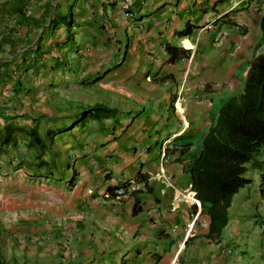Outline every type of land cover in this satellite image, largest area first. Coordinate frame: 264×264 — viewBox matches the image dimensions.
<instances>
[{
	"label": "crops",
	"instance_id": "crops-1",
	"mask_svg": "<svg viewBox=\"0 0 264 264\" xmlns=\"http://www.w3.org/2000/svg\"><path fill=\"white\" fill-rule=\"evenodd\" d=\"M44 1L27 0L19 15L16 0H0V127L34 126L44 144L40 152L19 134L0 145V264H264L258 172L232 197L219 242L205 238L208 218L184 172L215 120L214 99L240 93L264 51V0H96L100 14L86 13L92 29L64 73L43 59L60 50L35 51L63 39L57 20L40 35ZM165 45L188 56L168 63ZM96 105L115 113L71 124ZM258 160L264 173V147ZM136 180L144 192L115 196Z\"/></svg>",
	"mask_w": 264,
	"mask_h": 264
},
{
	"label": "trees",
	"instance_id": "trees-1",
	"mask_svg": "<svg viewBox=\"0 0 264 264\" xmlns=\"http://www.w3.org/2000/svg\"><path fill=\"white\" fill-rule=\"evenodd\" d=\"M25 2L27 0H16L12 12L20 15ZM57 24L64 26L65 29L62 41L55 44L65 48L71 43L70 33L67 32L72 25L62 16H58ZM48 25L55 26L56 23L53 21ZM259 28L264 34V14L260 18ZM188 34L185 29L178 32L180 37ZM164 50L168 56L166 60L168 63L188 56V51L175 46L165 45ZM114 113L113 109L96 105L82 109L71 124L82 126L89 121L108 119ZM19 134L28 137V147L37 146L40 152L43 151L44 144L36 132V127L25 129L11 122L0 127V145L12 143L14 135ZM263 147L264 51L257 48L248 64L242 91L228 97L221 106L215 120L202 137L196 156L184 167L193 199L198 201L200 213L208 218L206 239L220 241L228 220L227 210L232 197L251 182L248 173L258 172L261 192L264 187V173L261 171L258 157Z\"/></svg>",
	"mask_w": 264,
	"mask_h": 264
},
{
	"label": "rangeland",
	"instance_id": "rangeland-1",
	"mask_svg": "<svg viewBox=\"0 0 264 264\" xmlns=\"http://www.w3.org/2000/svg\"><path fill=\"white\" fill-rule=\"evenodd\" d=\"M44 4L45 5H42L44 7V10H43L44 13H43L41 22L39 24H46V26H41L42 30L40 32V35H42V33L45 31V29H48L49 26H47V25H48L49 21L53 22V21L58 19V16H62L68 20V23L70 21V23L72 25L70 27L69 31L67 32V33H70V36H71L70 42L71 43L69 45H67V47H65L64 49H59V47L57 48L55 45L45 46L44 44L41 45V43L38 42V46L36 47L35 51L39 55L38 57H44V55L45 56L48 55L49 52H50V54L55 55L56 52H54V49L60 50L58 52V58H51L50 56H48V58H43V59H45V60L47 59L46 61L49 60L50 62L54 60L52 62V64L54 66H56V68H58L62 73H64L65 70L69 71L71 69V67H74L73 66L74 63H76L78 61L79 58H76V52H77L76 48L78 46H80V48H82L83 41L81 39H82L84 32H86L87 30L90 31L92 29L89 27V24H91L92 22L88 18L86 13L93 10L94 14L97 16L100 14V8L98 7V10L93 9V7L95 8L96 0H45ZM122 12H123V16H124V14L126 12H129V11L127 8H124V9H122ZM131 14H132L131 20H133L134 15H133V13H131ZM88 20H90V22ZM75 23H78V26ZM59 29H60V31L64 32L65 27L61 26ZM139 29H140V27H139ZM63 32L62 33L60 32V37L63 36V34H64ZM40 37H39V41L42 39V37L41 38ZM31 42H33V41L31 40L30 43ZM35 42H37V41H35ZM124 44L125 43H123V46L121 48V52H120L119 56L117 57L118 60H111L109 63L110 67L115 66L119 62H121V58L123 56V50L125 47ZM39 45H41V46H39ZM126 56L127 57L125 59V62L128 63L130 60V49H128ZM42 62H43V64L44 63L46 64V62H44V60ZM61 83L63 84V82H61ZM88 85L90 86L91 83H89ZM92 87H94V86H92ZM227 94H228V91L226 90V94H222V97L214 99L213 107H212V113L213 114H217L219 109L221 108V106L225 103V101L228 99V97H230ZM46 98H47V100H49L50 97L49 98L46 97ZM87 108H89V107H82V109H87ZM257 205L259 207H262V205L260 203H257ZM260 223H262V225H264L263 220H260ZM220 253L222 255H224L225 251L222 250Z\"/></svg>",
	"mask_w": 264,
	"mask_h": 264
},
{
	"label": "built area",
	"instance_id": "built-area-1",
	"mask_svg": "<svg viewBox=\"0 0 264 264\" xmlns=\"http://www.w3.org/2000/svg\"><path fill=\"white\" fill-rule=\"evenodd\" d=\"M124 17L126 19H132V14L130 12H126L124 14ZM57 34V32H56ZM173 107L174 109H176V106H175V103L173 104ZM164 153V149H160V153H159V156L160 157H163ZM162 174V173H160ZM163 177V175H162ZM167 186L171 187L170 183H169V177H163ZM146 189V182L145 180H136V181H129L127 182L126 184L122 185L121 187H118L117 189H115L114 191V194L115 196H118V197H123L127 194H134V193H138V192H144ZM195 218V217H194ZM261 231L264 232V226H262L261 228Z\"/></svg>",
	"mask_w": 264,
	"mask_h": 264
},
{
	"label": "clouds",
	"instance_id": "clouds-1",
	"mask_svg": "<svg viewBox=\"0 0 264 264\" xmlns=\"http://www.w3.org/2000/svg\"><path fill=\"white\" fill-rule=\"evenodd\" d=\"M192 197H193V196H192ZM194 200H195V199H194ZM195 202H198V201L195 200ZM261 226H264V225H261ZM260 228H261V227H260Z\"/></svg>",
	"mask_w": 264,
	"mask_h": 264
}]
</instances>
